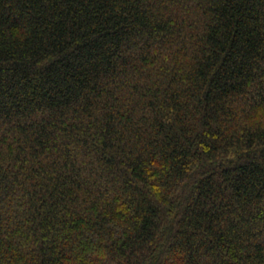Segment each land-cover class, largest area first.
I'll list each match as a JSON object with an SVG mask.
<instances>
[{
  "label": "trees",
  "instance_id": "obj_1",
  "mask_svg": "<svg viewBox=\"0 0 264 264\" xmlns=\"http://www.w3.org/2000/svg\"><path fill=\"white\" fill-rule=\"evenodd\" d=\"M0 264H264V0H0Z\"/></svg>",
  "mask_w": 264,
  "mask_h": 264
}]
</instances>
